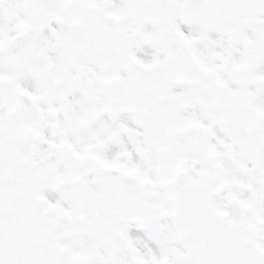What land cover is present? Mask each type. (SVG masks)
Here are the masks:
<instances>
[{"label":"clouds","instance_id":"9594fccd","mask_svg":"<svg viewBox=\"0 0 264 264\" xmlns=\"http://www.w3.org/2000/svg\"><path fill=\"white\" fill-rule=\"evenodd\" d=\"M114 3L116 8L102 15L64 0L51 5V11L62 13L66 21L64 44L52 52L72 57L68 67L84 86L69 111L57 107L47 113L55 148L43 180L46 198L73 208L85 190L117 188L126 196L121 214H155L171 221L175 242L185 244L191 236L180 225L177 212L192 179L198 178L197 197L214 206L226 226L233 219L242 221L234 229L237 243L254 252L264 245V236L243 222L247 193L237 187L225 194L218 177L220 165L247 150L250 137L264 141V130L253 126L251 110L237 120L225 118L231 77L214 67L219 56L209 41L202 36L185 40L153 14L126 16L119 11L126 0ZM231 5L228 13L210 22L229 36L233 51L242 54L257 41L264 44V12L254 17L247 0H231ZM188 12L198 15L191 6ZM39 14L35 5L0 0V28L5 32L23 33L29 18ZM237 20L242 27L236 26ZM201 27L193 28L194 34ZM76 41H83L85 47H76ZM64 71L48 64L51 85ZM161 111L170 112L172 119L159 122L156 116ZM199 118L209 119L215 127L219 139L213 153L205 147L210 129L202 127ZM133 153L139 157L135 165ZM178 161L183 174L169 182L161 168ZM21 174L27 178L31 169L25 166ZM128 257L126 264H134Z\"/></svg>","mask_w":264,"mask_h":264},{"label":"snow or ice","instance_id":"6c2138e0","mask_svg":"<svg viewBox=\"0 0 264 264\" xmlns=\"http://www.w3.org/2000/svg\"><path fill=\"white\" fill-rule=\"evenodd\" d=\"M16 2L35 5L40 14L29 18L23 33L0 28V264H126L128 254L134 264H264V245L250 253L237 243L234 229L242 221L233 219L226 226L216 208L197 197L198 178L192 179L177 212L180 225L191 236L185 244L175 242L171 221L155 214H121L126 196L117 188L85 190L73 208L46 198L43 180L55 148L47 113L57 107L69 111L84 85L68 67L72 57L52 52L63 46L66 36L64 15L51 11L56 0ZM64 2L86 5L99 15L116 8L114 0ZM247 3L254 17L264 12V0ZM190 6L198 15H189ZM231 6V0H126L119 11L126 16L149 12L185 40L202 36L209 41L219 56L214 67L231 77L225 118L237 120L251 110L253 126L260 131L264 130V44L257 41L237 54L229 36L210 22ZM205 22L207 28H202ZM234 23L242 27L240 21ZM197 27L201 32L194 34ZM76 47L84 48L85 43L76 41ZM49 63L67 69L55 85L47 75ZM156 118L166 123L172 115L161 111ZM199 122L210 129L205 147L213 153L219 139L215 127L207 118ZM138 162L133 153L132 163ZM25 166L31 169L27 178L21 174ZM183 171L178 161L162 167L161 175L174 182ZM218 178L225 194L237 187L247 193L243 222L264 236V141L250 137L247 150L220 165Z\"/></svg>","mask_w":264,"mask_h":264}]
</instances>
